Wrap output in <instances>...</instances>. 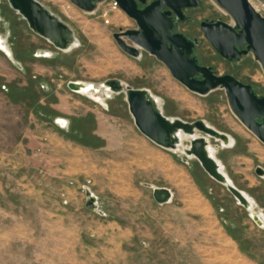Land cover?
<instances>
[{
  "label": "rangeland",
  "instance_id": "obj_1",
  "mask_svg": "<svg viewBox=\"0 0 264 264\" xmlns=\"http://www.w3.org/2000/svg\"><path fill=\"white\" fill-rule=\"evenodd\" d=\"M39 1L74 28L79 44L57 49L21 26V15L2 0L0 34L6 32L5 13L13 26L11 65L26 64L27 82L17 77L0 87V264H264V224L196 158L146 137L125 94L106 91L101 83L119 78L147 88L160 98L167 116L203 119L233 136L232 146L214 138L211 144L224 171L261 214L264 177L256 168H264V143L233 113L225 90L192 92L154 55L142 50L135 58L124 52L113 33L137 25L123 10L113 16V25H105L99 13L87 14L70 0ZM69 3L73 6L67 9ZM258 10L264 15V7ZM187 13L193 20L178 30L201 40L196 48L201 61L264 95V71L253 54L229 62L200 26L204 19L233 23L231 16L213 0ZM37 48L55 54L37 59ZM3 66L0 62V70ZM42 67L52 73H39ZM71 80L95 83L104 104L72 91ZM31 83L29 104L40 115L10 98L19 99L20 88ZM81 134L95 146L75 140ZM183 144H189L187 137ZM151 185L171 188L172 201L158 203ZM86 188L98 196L101 212L86 207Z\"/></svg>",
  "mask_w": 264,
  "mask_h": 264
},
{
  "label": "water",
  "instance_id": "obj_2",
  "mask_svg": "<svg viewBox=\"0 0 264 264\" xmlns=\"http://www.w3.org/2000/svg\"><path fill=\"white\" fill-rule=\"evenodd\" d=\"M7 1L26 20L34 33L50 41L57 49L70 50L79 44L74 28L41 1ZM70 1L84 12H93L104 0ZM117 1L137 25L127 29L120 27L113 33L124 52L135 58L142 55V50L154 55L167 66L174 78L192 92L208 95L214 90L224 89L233 113L264 143V95H259L253 84L231 73L219 74L212 65L202 64L195 52L199 39L176 30L178 23L189 20L185 10L199 7L202 0ZM213 1L234 21L229 23L221 19H204L200 22L213 48L229 62L252 53L264 71V15L250 0ZM140 3L145 5L140 7ZM1 18L0 7V21ZM82 86L78 80L68 82V87L77 93H81ZM101 86L106 91L125 94L134 122L146 137L165 149L180 151L182 145V152L187 157L196 158L213 179L226 186L238 202L251 212L252 218L259 225L264 224V216L256 210L251 211V202L244 191L229 180L217 158L208 149L211 138L228 146L231 135L219 131L203 119L189 122L180 117L167 116L161 103L147 88H135L119 78L108 79ZM61 119L57 118V121ZM66 121L64 124H68ZM186 137L189 144L183 145ZM256 173L264 177V168L257 166ZM151 186L158 203H168L173 199L171 188ZM85 193L86 207L101 212L98 196L89 188H86Z\"/></svg>",
  "mask_w": 264,
  "mask_h": 264
},
{
  "label": "crops",
  "instance_id": "obj_3",
  "mask_svg": "<svg viewBox=\"0 0 264 264\" xmlns=\"http://www.w3.org/2000/svg\"><path fill=\"white\" fill-rule=\"evenodd\" d=\"M3 16H4L3 19H4V25L6 27L5 28L6 32L5 33H1V36L3 37L7 47L9 48V50L12 52V54H14L13 49L11 48V46H10V44L8 42L9 41V37L12 35V31H13L12 19L9 16L7 17V15L5 13H3ZM17 20L19 21V23H21V26L24 25L25 28L28 31H32L29 28V26L27 25V23L25 22V20L21 16H18ZM36 35H38V34H36ZM1 51L2 50L0 48V62H1L2 66L4 65L3 66L4 69L0 70V76H1V78L3 77L5 80L2 83L0 82V87L1 88H6L5 81L10 82L13 79H16L17 77H19V80H20L21 84L22 83L25 84L27 82V66H26V64H24V63H22L20 61H17L19 63V65H15V67H12L11 58L9 56L10 54L7 53L6 57H5V56H3V53ZM40 52H50V55L42 54ZM54 54H55V52L53 50L46 49V48H37L35 50L34 56L37 57V59H39V58L44 59V58H51V57L54 56ZM4 59H6L7 62L10 63L9 67L5 66ZM44 71L52 73V69H49L48 67H42L39 70V73H43Z\"/></svg>",
  "mask_w": 264,
  "mask_h": 264
},
{
  "label": "bare ground",
  "instance_id": "obj_4",
  "mask_svg": "<svg viewBox=\"0 0 264 264\" xmlns=\"http://www.w3.org/2000/svg\"><path fill=\"white\" fill-rule=\"evenodd\" d=\"M251 3L257 8L259 9V7H264V2L262 0H250ZM0 47L5 50L8 54H11L9 48L7 47L6 43L4 42V39L3 37L1 36L0 34ZM47 55H50V52H47ZM81 84H83V86L81 87V93H86V94H90L92 96H94L96 99L102 101L101 103H103V98L101 95H99V87L94 84L93 82H87V81H82V80H78ZM154 97L156 98V100L159 102L160 104V98L155 96ZM93 98V97H92ZM100 103V102H99ZM104 104V103H103ZM107 104V103H106ZM59 122H61L62 124L66 123L67 121L64 120V119H61ZM181 138L183 139V136H181ZM235 142V139L233 136H230V140L228 142V146H232ZM184 145V144H183ZM182 145L180 146V151H182ZM208 149L210 151V153L216 157V149L215 147L209 143V146H208ZM217 158V157H216ZM217 160L219 161L220 163V166L221 168L223 167L222 165V162L217 158ZM225 172V171H224ZM225 174L228 176L229 180H231L233 182V180L231 179V177L225 172ZM93 192V191H92ZM94 193V192H93ZM245 195L248 197V199L250 200L251 202V211H255V207H256V202L255 200L249 195L247 194L245 191H244ZM95 194V193H94ZM173 196H174V193H173ZM172 201V200H171ZM170 201V202H171ZM261 212V211H260ZM263 216H264V213H261Z\"/></svg>",
  "mask_w": 264,
  "mask_h": 264
},
{
  "label": "built area",
  "instance_id": "obj_5",
  "mask_svg": "<svg viewBox=\"0 0 264 264\" xmlns=\"http://www.w3.org/2000/svg\"><path fill=\"white\" fill-rule=\"evenodd\" d=\"M71 6L73 5L69 3L65 7L69 9ZM118 12H122V9L117 0H104L99 4L96 10H94L93 12H85V13L90 15L99 13L98 16L102 19V22L105 25H113L114 24L113 16H115Z\"/></svg>",
  "mask_w": 264,
  "mask_h": 264
},
{
  "label": "trees",
  "instance_id": "obj_6",
  "mask_svg": "<svg viewBox=\"0 0 264 264\" xmlns=\"http://www.w3.org/2000/svg\"><path fill=\"white\" fill-rule=\"evenodd\" d=\"M32 86H33V83L29 84V86L20 88V90H21L20 98L16 99L13 95H11V97H10L11 100L14 101V102L24 101L27 104V106L35 108L36 106L34 105V103L33 104H29L30 103V95H32V93H31ZM35 112L37 114H39V115L41 114L40 111L37 110L36 108H35ZM76 131L78 132V130H76ZM92 137H94V135ZM75 140H77V141H79V142H81V143H83L85 145H88V146H95V145H93L91 143H88L89 141L85 140L83 138L82 134L79 135V137L76 135Z\"/></svg>",
  "mask_w": 264,
  "mask_h": 264
},
{
  "label": "flooded vegetation",
  "instance_id": "obj_7",
  "mask_svg": "<svg viewBox=\"0 0 264 264\" xmlns=\"http://www.w3.org/2000/svg\"><path fill=\"white\" fill-rule=\"evenodd\" d=\"M147 1H148V2H151V1H153V0H147ZM202 2H203V0H202ZM201 4H202V3H201ZM144 5H145V4H142V3L139 4L140 7H143ZM188 9H190V8H188ZM185 12H186V14L189 16V14L187 13V9L185 10ZM192 20H193V19L189 16V20H188V21H192ZM188 21H185V22H188ZM182 23H184V22H181V23H178V24H177V28H176L177 31H179V30H178V26H179L180 24H182ZM200 26H201V24H200ZM202 31H203V30H202ZM185 34H186V33H185ZM186 35H187V34H186ZM187 36H188V37H191V36H189V35H187ZM191 38H198V37L194 36V37H191ZM198 39H199V38H198ZM200 42H201V40L199 39V43H198V45L200 44ZM198 45H197V46H198ZM196 48H197V47H196ZM195 52H196V50H195ZM196 53H197V52H196ZM243 56H244V55H243ZM241 58H242V57H241ZM199 59H200V58H199ZM200 61H201V59H200ZM235 61H239V60H235ZM235 61H233V62H235ZM201 63L204 64L202 61H201Z\"/></svg>",
  "mask_w": 264,
  "mask_h": 264
}]
</instances>
